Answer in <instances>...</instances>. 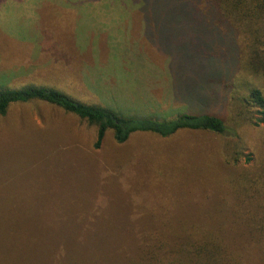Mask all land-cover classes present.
<instances>
[{
    "label": "rangeland",
    "instance_id": "374dc122",
    "mask_svg": "<svg viewBox=\"0 0 264 264\" xmlns=\"http://www.w3.org/2000/svg\"><path fill=\"white\" fill-rule=\"evenodd\" d=\"M124 1L0 0V89L54 88L132 117L205 112L228 132L137 135L124 145L108 133L96 148L95 128L60 109L12 105L0 116V264H53L56 250L77 264L120 262L127 252L131 264L136 212L148 242L160 246L172 234H153L159 222L146 212L237 210L218 197L231 192L230 167L255 164L260 116L201 67L177 74L175 51L159 41L172 36L152 30L151 45L141 6ZM241 205L250 211L248 200Z\"/></svg>",
    "mask_w": 264,
    "mask_h": 264
},
{
    "label": "trees",
    "instance_id": "16d2710c",
    "mask_svg": "<svg viewBox=\"0 0 264 264\" xmlns=\"http://www.w3.org/2000/svg\"><path fill=\"white\" fill-rule=\"evenodd\" d=\"M131 1L141 6L142 28L151 45L154 31L159 36H172L168 40L160 37L159 41L160 47L175 51L171 58L177 74L183 68L201 67L207 81L216 86L220 82L226 84L231 101L249 111L256 110L260 118L255 127L264 125V0L124 2ZM213 45L223 51L216 54L211 49ZM186 81L183 93H187L191 83L190 79ZM30 102L53 106L95 128L96 148L108 133L115 144L124 145L137 135L166 140L182 132L215 136L228 132L221 118L205 112L188 111L172 119L124 116L113 109L81 102L64 91L30 85L0 89V116L12 105ZM251 119L250 116L247 121L250 123ZM257 140L255 164L246 169L230 167L231 192L218 197V201L222 200L221 208L223 200H229L236 212L231 208L223 212H146L159 222V229L150 230L153 234H159V230L163 236L172 234L165 243L158 238L160 246L148 242L143 212H136L135 221L141 226L138 233L134 232L129 247L135 250L138 259L131 264H264V129ZM245 161L251 163L250 158ZM245 200L250 211L241 205ZM127 257V252L121 253L114 259L120 262L111 264H124ZM50 260L53 264H77L68 256L66 260L60 259L57 250Z\"/></svg>",
    "mask_w": 264,
    "mask_h": 264
}]
</instances>
